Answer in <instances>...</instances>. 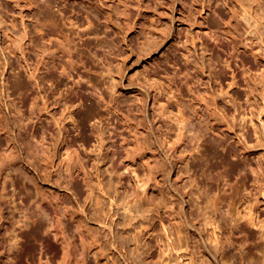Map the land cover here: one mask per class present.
Masks as SVG:
<instances>
[{"label": "rangeland", "instance_id": "obj_1", "mask_svg": "<svg viewBox=\"0 0 264 264\" xmlns=\"http://www.w3.org/2000/svg\"><path fill=\"white\" fill-rule=\"evenodd\" d=\"M0 264H264V0H0Z\"/></svg>", "mask_w": 264, "mask_h": 264}, {"label": "bare ground", "instance_id": "obj_2", "mask_svg": "<svg viewBox=\"0 0 264 264\" xmlns=\"http://www.w3.org/2000/svg\"><path fill=\"white\" fill-rule=\"evenodd\" d=\"M65 59L68 61V62H70V59H71V51H68L67 52V54H66V57H65ZM45 77V76H44ZM43 80H44V78H43ZM43 82V81H42ZM41 84H43V83H41ZM41 86H44V85H41ZM45 87V86H44ZM46 90V89H45ZM41 91H42V89H41ZM44 91V90H43ZM45 94V93H44Z\"/></svg>", "mask_w": 264, "mask_h": 264}]
</instances>
